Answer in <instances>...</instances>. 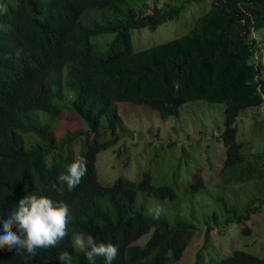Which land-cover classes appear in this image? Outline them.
I'll list each match as a JSON object with an SVG mask.
<instances>
[{
	"label": "trees",
	"instance_id": "16d2710c",
	"mask_svg": "<svg viewBox=\"0 0 264 264\" xmlns=\"http://www.w3.org/2000/svg\"><path fill=\"white\" fill-rule=\"evenodd\" d=\"M177 1L0 0V213L36 195L64 202L70 217L64 238L30 258L0 242V264H62L56 258L63 251L72 264H89L73 246L76 232L114 244L112 264H179L204 230L201 264L212 232L223 236L264 209V111L250 139L239 130L243 111L264 108V47L254 36L264 29V0ZM193 4L188 33L135 49L134 30H157ZM197 102L224 108L219 137L226 153L213 189L190 163L196 155L186 147L178 155L170 142L148 144L133 178L100 182V155L109 150L118 159L124 147L115 150L127 134L119 132V104L147 106L170 119ZM65 111L82 126L62 132ZM81 157L86 172L69 191L57 177ZM125 159L130 166L129 152ZM156 207L163 209L159 219L151 213ZM212 264H264V258L237 249Z\"/></svg>",
	"mask_w": 264,
	"mask_h": 264
},
{
	"label": "rangeland",
	"instance_id": "374dc122",
	"mask_svg": "<svg viewBox=\"0 0 264 264\" xmlns=\"http://www.w3.org/2000/svg\"><path fill=\"white\" fill-rule=\"evenodd\" d=\"M195 6L196 4L188 6L179 20L163 24L157 30L148 28L134 30L135 49L147 48L188 33L194 24L190 12ZM204 7L202 4L200 8ZM254 36L262 41L263 49L264 29L256 32ZM260 58L264 64V49ZM263 111L264 108H250L241 113L239 130L245 139H250L252 136V131L250 132L249 128L252 125L255 126L254 120L259 121L263 117ZM119 112L124 121L123 130L119 132H127V134L124 135L115 150L120 146L124 147L120 149L118 159L112 156V151L109 150L100 155L97 169L101 183L111 185L122 176L133 178L134 171H138L145 163V152L149 151L148 144H154L150 147V149H154L155 146H165L170 142L175 144L176 154L179 155L181 148L186 147L191 158L196 155V159H189V161L195 170H200L210 190L217 185L226 153V148L219 137L224 129L223 106L209 105L204 102L191 103L183 107L180 118L170 119H163L157 111L150 107L131 103L119 104ZM58 123L62 132L82 126L80 118L71 111H65ZM238 140L241 141L240 136H238ZM256 145L259 146L258 141H256ZM126 150L131 156L132 164L130 162V166H126L125 156L128 154ZM161 153L164 155V150H161ZM172 161L176 163L178 159L172 158ZM173 163L169 161V164ZM199 215H202V212H199ZM243 227L250 228L251 234L244 235ZM147 237L149 235L145 238ZM204 238L205 234L202 230L199 236L193 240L179 264H196L197 253L204 245ZM143 242L140 241V243ZM237 249L264 258V209L260 213L254 214L252 219L243 225L232 224L226 229L223 236H220L218 232H212L211 247L205 252L201 264L218 262L230 256Z\"/></svg>",
	"mask_w": 264,
	"mask_h": 264
},
{
	"label": "clouds",
	"instance_id": "9594fccd",
	"mask_svg": "<svg viewBox=\"0 0 264 264\" xmlns=\"http://www.w3.org/2000/svg\"><path fill=\"white\" fill-rule=\"evenodd\" d=\"M86 172L83 157L73 161L67 167V172L57 177L69 191L80 183ZM57 191L63 187L52 185ZM163 209L156 207L151 210L155 219H159ZM68 206L47 196L25 195L18 203L6 212L0 213V242L7 250L24 249L29 258L36 254L38 248L54 246L67 234L69 222ZM9 225H14L13 231ZM73 246L84 252L89 264H95L96 257H103L104 264H112L117 255V247L112 243H97L92 236L76 232L73 234ZM62 264H72L73 257L67 252H61L57 258Z\"/></svg>",
	"mask_w": 264,
	"mask_h": 264
}]
</instances>
